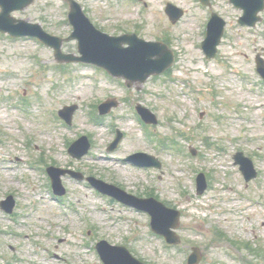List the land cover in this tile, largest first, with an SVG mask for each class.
<instances>
[{
	"label": "rangeland",
	"instance_id": "obj_1",
	"mask_svg": "<svg viewBox=\"0 0 264 264\" xmlns=\"http://www.w3.org/2000/svg\"><path fill=\"white\" fill-rule=\"evenodd\" d=\"M79 1L110 34L138 29L147 41L168 37L176 63L138 90L89 65L63 66L36 40L0 34V202L9 195L16 201L11 215L0 208V264H102L95 251L101 240L127 247L147 264H187L194 246L202 251L200 264H264V253L254 257L242 245L264 252V87L255 64L257 55L264 58V12L249 30L238 25L241 12L229 0H212L211 11L227 26L218 57L208 61L201 43L211 11L198 0ZM169 2L185 12L178 24L165 14ZM67 12L61 0H34L14 16L65 38L71 32ZM75 45L66 52H75ZM110 98L119 105L100 117L97 106ZM138 104L156 115V126L143 125ZM65 106L78 107L72 126L57 116ZM117 130L124 137L111 152ZM83 135L92 149L78 161L68 148ZM239 151L254 161L256 180L247 183L234 165ZM137 152L160 159L162 169L124 161ZM49 166L169 203L181 213L182 244L167 245L146 213L86 181L65 175L67 193L55 197ZM200 172L209 183L203 195H197Z\"/></svg>",
	"mask_w": 264,
	"mask_h": 264
},
{
	"label": "water",
	"instance_id": "obj_2",
	"mask_svg": "<svg viewBox=\"0 0 264 264\" xmlns=\"http://www.w3.org/2000/svg\"><path fill=\"white\" fill-rule=\"evenodd\" d=\"M67 1L71 5L70 20L75 27L72 38H77L79 40L82 57L63 54L61 52L62 40L46 34L40 25H33L27 21L17 20L12 17V12L16 10H25L33 3V0H0V32L9 33L13 37H37L43 43L55 49L57 61L61 63H94L105 68L112 76L126 79L129 87L137 82L143 84L151 75H160L174 64V54L166 45L162 43L146 42L139 39L136 35L110 37L102 34L94 29L83 15L80 6L76 2L73 0ZM237 1L238 0H232V2L235 3ZM248 1L254 6L252 9L253 18L249 22L250 25H254L257 20L256 14L264 7V0ZM166 12L173 23H176L182 16V11L170 6L167 8ZM224 27L225 22L217 15H214L208 27L207 38L202 44V48L208 59H212L216 56L217 46L221 42ZM125 44H127L128 47H124ZM257 69L264 78V60L261 58L257 59ZM113 106H117V103L112 101L104 103L100 106L101 114L108 113ZM76 110V106L66 107L60 111V116L65 119L68 124H71L73 114ZM138 110L147 123H158L156 117L148 109L138 107ZM122 138L123 134L119 133L118 138L110 148L111 151L117 148ZM89 150L90 143L86 137H83L71 146L70 154L76 159H81ZM234 159L235 164L240 165V170L247 182L257 176L251 160L245 158L242 153L237 154ZM128 161L140 167L161 168V163L156 158L146 154H136L129 157ZM48 173L53 181L54 193L58 196H63L66 192L62 186V176L70 174L78 180L84 179L81 174L55 168L48 169ZM87 180L101 193L111 196L126 205L148 212L152 216L151 224L154 232L164 236L171 244H177L179 242L176 233L173 231L179 222L180 214L178 212L167 209L163 204L154 199H139L131 196L121 189L101 180L95 178H88ZM197 184L198 192L202 194L207 187L204 174L198 176ZM14 205L15 203L12 197H8L6 201L1 203L2 209L8 213H12ZM96 249L104 264H143L135 259L126 248L111 246L106 241L100 242ZM200 260V252L194 249V253L190 256L189 264H198Z\"/></svg>",
	"mask_w": 264,
	"mask_h": 264
},
{
	"label": "flooded vegetation",
	"instance_id": "obj_3",
	"mask_svg": "<svg viewBox=\"0 0 264 264\" xmlns=\"http://www.w3.org/2000/svg\"><path fill=\"white\" fill-rule=\"evenodd\" d=\"M132 1H135V2H137V3H141V2H143V0H132ZM91 18V17H90ZM92 19V18H91ZM93 20V19H92ZM94 21V20H93ZM94 23L96 24V25H98L97 23H96V21H94Z\"/></svg>",
	"mask_w": 264,
	"mask_h": 264
}]
</instances>
